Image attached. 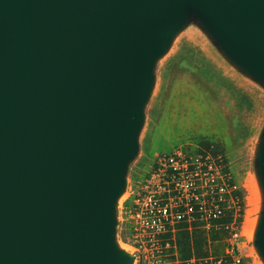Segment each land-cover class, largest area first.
I'll return each instance as SVG.
<instances>
[{"label":"water","instance_id":"1","mask_svg":"<svg viewBox=\"0 0 264 264\" xmlns=\"http://www.w3.org/2000/svg\"><path fill=\"white\" fill-rule=\"evenodd\" d=\"M186 36L259 101L246 248L264 264V0H0V264H136L122 204Z\"/></svg>","mask_w":264,"mask_h":264},{"label":"rangeland","instance_id":"2","mask_svg":"<svg viewBox=\"0 0 264 264\" xmlns=\"http://www.w3.org/2000/svg\"><path fill=\"white\" fill-rule=\"evenodd\" d=\"M191 37L182 38L161 64L141 155L134 163L127 196L151 167L158 151L214 147L226 155L234 183L238 185V203L226 211L223 226L210 244L213 249L235 244L247 252L246 180L251 130L260 104L254 95L220 70ZM122 205L121 236L134 249L129 242L126 201Z\"/></svg>","mask_w":264,"mask_h":264},{"label":"built area","instance_id":"3","mask_svg":"<svg viewBox=\"0 0 264 264\" xmlns=\"http://www.w3.org/2000/svg\"><path fill=\"white\" fill-rule=\"evenodd\" d=\"M237 189L225 153L214 147L158 151L126 202L136 264H252L235 244L222 249L210 244L207 254L182 258L169 235L179 224H198L216 236L226 211L238 203Z\"/></svg>","mask_w":264,"mask_h":264},{"label":"flooded vegetation","instance_id":"4","mask_svg":"<svg viewBox=\"0 0 264 264\" xmlns=\"http://www.w3.org/2000/svg\"><path fill=\"white\" fill-rule=\"evenodd\" d=\"M169 235L172 236V242L182 258L205 255L209 251L210 243H214L213 237L198 224H179Z\"/></svg>","mask_w":264,"mask_h":264},{"label":"bare ground","instance_id":"5","mask_svg":"<svg viewBox=\"0 0 264 264\" xmlns=\"http://www.w3.org/2000/svg\"><path fill=\"white\" fill-rule=\"evenodd\" d=\"M246 187L248 189V208L246 212L245 222H244V232L247 236H250L251 229L254 222V214L257 210V201H258V194L256 187L251 179L247 178L246 180ZM256 264H259L256 262Z\"/></svg>","mask_w":264,"mask_h":264},{"label":"trees","instance_id":"6","mask_svg":"<svg viewBox=\"0 0 264 264\" xmlns=\"http://www.w3.org/2000/svg\"><path fill=\"white\" fill-rule=\"evenodd\" d=\"M223 150V149H222Z\"/></svg>","mask_w":264,"mask_h":264}]
</instances>
